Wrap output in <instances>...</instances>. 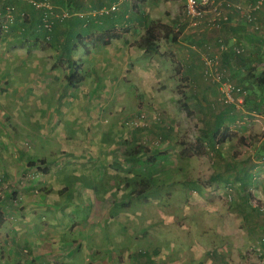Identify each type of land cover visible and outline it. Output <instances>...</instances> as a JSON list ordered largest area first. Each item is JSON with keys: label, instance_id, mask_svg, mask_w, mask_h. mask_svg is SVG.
Segmentation results:
<instances>
[{"label": "rangeland", "instance_id": "rangeland-1", "mask_svg": "<svg viewBox=\"0 0 264 264\" xmlns=\"http://www.w3.org/2000/svg\"><path fill=\"white\" fill-rule=\"evenodd\" d=\"M132 3L136 16L142 19H151L149 9L160 14L158 8L164 13L161 19H167V23H159L170 28L162 29L159 37L158 46L165 48L163 66L177 43L173 36L183 39L193 29L212 34L214 41L200 47L206 61L204 75L200 76L204 93L196 92L192 79L180 75L183 68L180 66L175 89L150 94L151 89L141 86L137 77L144 74L141 59L135 60L131 73L128 72L123 54L114 42L102 46L98 63H79L81 67L76 73L82 78L76 76L71 82L64 75L68 70L62 72L59 68L65 67L64 59H55L59 48L50 45L47 35L32 50L25 44L3 46L1 42L5 40L0 38V196H5V190L22 177L21 184L36 182L30 197L50 202L58 212L63 210L61 202L71 207L69 211L73 213L63 218L69 230L46 231L50 237L45 236L41 242L43 251L57 246L65 249L64 252L73 250L75 254L67 256L69 264H130L132 261L124 257L118 263L105 257L132 244L130 234L134 230H119V222L135 225L139 239H155L149 243L142 239L135 242L134 251L138 254L160 255L166 251L170 257H177L180 253L182 264H207L206 259H212L213 251L220 249L224 264H241L245 252L253 255V262L264 264V231L260 239H249V249L244 252L242 240L222 236L216 239V234L221 235L216 232L224 226L225 230L231 223L239 226L240 222L232 218L242 213V203L238 206L237 201L242 202L245 194L250 196L256 216L264 217V112L254 111L259 95L252 91L249 82L236 78L231 70L232 64L242 65L240 56L264 50V26L260 21L261 28L256 29L247 19L249 25H241V15L236 11L242 13L238 6H244L243 2L230 3L233 16L224 9L222 14L228 15V19L212 24L213 13L208 12L212 16L207 19L188 18L184 13L186 0H133ZM215 3L228 5L229 2L216 0ZM142 19L135 26L145 30ZM202 20L206 26L200 23ZM181 23L186 24V30ZM86 42V46L93 45L92 40ZM222 42L230 49L242 46L245 51L240 55L222 52ZM30 54L35 57L29 58ZM39 56H48L50 60L36 72L35 61ZM214 58L223 69V80L242 88L235 104L223 103V85L206 77L208 64ZM77 65L74 63V67ZM192 90L195 91L190 93ZM184 104H188L191 113ZM219 111L225 115H212ZM172 121L178 127L172 133L149 131L154 123L167 126ZM214 133L219 150H229L234 157L222 165L224 168L230 165L229 178L234 189L211 176L217 169L213 162L218 153L211 149ZM223 135L224 143L220 141ZM137 149L136 157L131 158ZM21 155L24 157L20 159ZM38 160L44 162L40 164ZM22 161L28 164L22 166ZM241 162L247 173H252L250 182L253 179L256 182L244 191L240 190L237 176ZM29 164L39 173L36 179ZM113 170L118 171L110 176ZM141 179L147 183H141ZM126 182L125 192H121ZM97 202H102L99 205L102 214H107L109 207V216H81L84 213H79V209L86 206L80 205L86 204L93 211ZM118 213H123L120 219L115 218ZM82 219L86 220L84 230H74ZM170 220L175 221L179 232L166 225L169 233L164 239V223ZM18 222L15 220L13 224ZM69 243H80L82 247L69 248ZM65 260L64 254H53L51 263L62 264Z\"/></svg>", "mask_w": 264, "mask_h": 264}, {"label": "crops", "instance_id": "crops-1", "mask_svg": "<svg viewBox=\"0 0 264 264\" xmlns=\"http://www.w3.org/2000/svg\"><path fill=\"white\" fill-rule=\"evenodd\" d=\"M51 1L53 5V13H55L56 16L60 17V19H57L55 27L50 33L51 38L49 40L52 47L54 46L55 48H59L60 50L59 56H55V59L59 58L61 61L62 59H64L63 65H65V67L61 66L59 68H61L62 72H65L66 69L68 70L64 74H67L66 77L70 78V73H72L71 66L73 65L74 67V63L78 64L76 67H74L76 72L79 71L81 67V64L79 63H98L101 60V56L98 55V53H102V46H107L114 42L115 45H117V49L120 50L123 54L125 70H127L128 72L131 73V68L134 61L141 59V68L144 71V74L142 78L140 76H137L139 74H137L136 76L139 77L141 86H147L151 89L150 94L159 93L162 92V90L172 91V89H175L178 85L177 82L180 75L192 79V81L196 84V92L204 93L205 85L202 83L200 76L202 78V76L204 75L206 61H204V52H202V48L200 47H202V45H207V42L212 43V41H214V39L210 37L212 34H210L209 32H198L197 29H193L191 31L194 34L188 33V36H184L183 39L182 37H178L177 43L173 44L171 51L172 53L170 52L171 54L169 55V59L166 61L167 64L163 66L161 58L165 57V48L163 45L161 47L158 46L159 41L158 45L154 49L149 51H144L135 45L144 35L147 26L151 24L152 21L156 22L157 20V22L160 24L167 23V19H161V16H163L164 13L160 12V8H158V13L160 14L151 12V9H149V13L151 14L150 17L153 20L149 18L145 20L141 17L136 16L137 14L134 12V5L132 3L133 0H70L68 4H65L66 0ZM228 2V5H226V3L225 5H223V3H221V5H217L222 10V12L225 9L231 12L230 14L232 15L233 10L231 9L230 3L234 5L237 2H243L244 4L242 5H244V8H250L255 3V0H228ZM149 5L150 2L148 6ZM7 6H14L16 9V19L14 20L13 24H9V21L5 16L4 9ZM113 6H115V9H112ZM104 8L109 9V12H104ZM171 8L174 7L171 6ZM170 9L168 11H170ZM67 10H69L70 15L64 18L63 14ZM236 12L241 15V25L248 24L245 16L239 11ZM255 12L257 14L256 16H258L256 17V22L260 24L261 21L262 25L264 26V10L261 8L254 11V13ZM22 13H27L31 17V20L25 21L23 18H21ZM211 16L212 14H209L205 17V19ZM141 19L144 23L145 30H141V27L135 26V23H140ZM39 21L40 10L32 6L28 2V0H0V38L2 40H5L1 42V44H3V46H6L8 43H11V45L13 46L18 44H25L30 47L29 50H32L33 47H36L39 44V39L42 38V36L47 35L46 30L37 29V24ZM203 21L204 20H202L200 23H203V25L206 26L205 22ZM218 22L222 21L218 20ZM181 25H183L182 28H184L185 30L187 29L186 24L181 23ZM24 28L27 34H25V32L23 33ZM179 29H181L180 25ZM246 32L247 31L245 30L243 35H246ZM251 36L256 37L253 35V33H251ZM88 40H92L93 45L86 46V44L88 43L86 41ZM105 41H107L108 43H106ZM246 43H249V45L251 44V42L247 41ZM28 56L29 58L35 57L32 54ZM225 56H227V53H225ZM49 60L50 58L48 56L40 57L37 61H35V64L38 63L35 71L37 69H42L45 66L44 63L48 64ZM71 63L73 64L71 65ZM180 66H183L181 73L180 75H176L180 70ZM167 70L169 71L167 72ZM14 71H16V74L19 73L17 69H15ZM80 71H82V69ZM47 72L53 73L54 70H49ZM127 73H124V77H126ZM87 74H89V72ZM3 76L4 74H2V77ZM78 77L82 78L81 75ZM196 80H199V83H197ZM193 91L195 90H192L190 93H192ZM156 102L160 101L156 99ZM212 115L222 117L225 114H222L219 111L212 112ZM176 125L177 124L175 121H172L170 125L167 126L154 123V126L150 128L149 131L155 133V131H157L158 129L159 132L164 133L168 131L172 133L176 128L178 129ZM173 126L176 127L174 128ZM225 139V135L220 137V141L223 143ZM213 142L214 147L211 149L216 151V153L218 154H216L217 158L214 159L213 162L214 168L217 169L211 176L220 179L224 184H227V187L234 189L229 178V171L231 170L230 165L226 166L225 168L224 166H222L224 163L229 162L230 157H234H232V154L229 150L226 152H221L216 145V139L213 140ZM206 144L208 146V143ZM23 157L24 155H21L19 158L21 159ZM9 162H11V160ZM24 164H28L27 161H22V166H24ZM27 166L29 168L34 167L31 164ZM33 169L34 168H31L30 170H32L31 172L33 173V175H35L36 179L39 173L35 172ZM117 171L118 170H113L109 173V175L113 176L117 173ZM12 172L16 173V171L14 170ZM237 173L240 190L244 191L247 189V187H253L252 185L256 183L254 179L250 182L249 175L252 173H247L246 168L243 166V162H241V168L237 169ZM16 181L18 183H14L10 189L5 190V196H0V212L3 214V224L0 227V264H53L51 263L53 254H64L66 260L63 261L62 264H69L70 262L68 260L70 259H67V256L75 254L73 253V250L70 251L69 249L70 252H64L65 249H61V247L57 246L55 248H52L51 250L43 251L41 249V245H43V243L41 244V242L45 236H47L48 238L50 237L48 234L50 230H52L53 232L58 230L60 231V229H65L66 232L67 230H69V226L65 225L66 220L65 223H63V218L64 215L73 213L69 211L71 207L64 204V202H61V207H63V210L60 212L53 210L56 208L53 207L54 205H52L50 202H43L30 197L33 192V189L31 188L32 186L34 188L36 185L35 181L32 182L31 180L30 183L23 182V184H21L22 177H18ZM126 185H128V182L125 183V186L122 188L121 192H125ZM107 198L109 197L107 196ZM237 202L238 206L240 205L239 203H242L240 205V210H242V213L239 212L238 218L235 216V219H232L233 221H239V226H232L231 223L230 225H227L226 230L224 226L221 231L216 232L221 233V235L216 234V239L222 236L223 239L237 238L238 241L242 240L245 245L243 250L244 252L246 250L248 251L249 249L248 243L250 242V238H261L264 231V217H257L256 214L252 211V202L249 195L245 194L242 202L241 200H238ZM101 203L102 202H97L95 204L96 209H93L94 212L89 210L87 205L84 203L85 205H80V207L86 206V208L83 209V211L79 209V207V213H84L81 214V216L85 218L87 215L89 216V218H93L96 216V214H99L101 218L103 216H109V207L107 208V214L101 213L102 210L99 206ZM121 216H123V213H118L115 218L120 219ZM50 217L53 218L52 221L49 220ZM11 219H13L14 221H12ZM15 220H19V222L13 224ZM174 223L175 221L173 220L166 221L164 223V228L166 230V233L163 235L164 239L169 233L166 225H169L171 230L179 232ZM76 224L79 226L74 227V230L76 229V231H83L86 220H79ZM118 229L123 232H128L130 229L134 230V232L131 231L130 234L133 240L132 244L130 245V247L127 246L126 248L119 250L117 253H107L105 256L106 258L113 259L116 261V263L122 261V257H124L126 258V260L129 259L132 261L130 264H136L137 262H141V264H182L179 259L181 257V254L179 252L177 257H170L166 251H163L160 255H154L150 253H148V255H143L135 253V242H140L138 240L142 239L144 240V242L149 243V241L153 242L155 239L149 238V240H145L144 237L139 239L137 236V229L135 228V225H129L128 223L119 222ZM65 230H63V233H65ZM46 231L48 232L45 233ZM71 231L73 232L72 228ZM68 245L69 248L74 246L79 248L82 247V244L80 243L78 245H73L72 243L70 245L69 243ZM218 251H213L212 259H206L207 264L225 263L223 259L224 256H222ZM244 255L246 256V258L244 260H241V264H258L257 262H253L252 259L255 258L250 252H245ZM97 258L100 260L104 259L102 257ZM100 262L101 261H99L98 263ZM76 264H78V262H76ZM124 264L128 263L125 262Z\"/></svg>", "mask_w": 264, "mask_h": 264}, {"label": "built area", "instance_id": "built-area-1", "mask_svg": "<svg viewBox=\"0 0 264 264\" xmlns=\"http://www.w3.org/2000/svg\"><path fill=\"white\" fill-rule=\"evenodd\" d=\"M69 0H66V3ZM28 2L34 5L36 8H46V12L42 18V27L47 31V39L51 38V32L55 27L57 19L60 17L56 16L53 13V5L51 0H28ZM264 6V0H256L255 3L250 8H244L243 6H238V8L242 11L245 18L251 23L254 24L256 29L260 28L258 22H256V15H254V11L261 9ZM115 9V6L112 7ZM6 18L8 21H13L15 18L16 9L14 6L6 7ZM104 12H109V9L104 8ZM213 13L214 18H210L211 24L219 21H226L228 19V15L222 14L219 6L215 4V0H186L185 4V15L191 20H198L205 18L207 14ZM70 15L69 10L65 11L63 16L64 18ZM62 18V17H61ZM7 27V26H6ZM220 49L222 52L232 51L235 54H241L245 51L242 46H235L232 49L229 48L228 44L222 42L220 45ZM216 58L210 61L211 64L209 68L206 70V77L208 79H213L215 82H218L219 85H223L222 88V102L226 104H235L239 98L236 95L241 94L242 88L236 86L229 80L224 79L223 69L221 68L220 63L217 65L218 61Z\"/></svg>", "mask_w": 264, "mask_h": 264}, {"label": "trees", "instance_id": "trees-1", "mask_svg": "<svg viewBox=\"0 0 264 264\" xmlns=\"http://www.w3.org/2000/svg\"><path fill=\"white\" fill-rule=\"evenodd\" d=\"M69 2H70V0L67 1V3L65 2V4H68ZM32 6H34V5H32ZM36 9H38V8H36ZM38 10H40V21L37 24V29L38 30L39 29L44 30V28L42 27V18H43V15L45 14L47 9L41 8ZM6 12H7V10L5 8L4 13L6 14ZM15 15H16V13H15ZM254 15H257L256 12L254 13ZM21 18H23L25 21L31 20V17L27 13H22ZM15 19H16V17L14 18V20ZM14 20L9 21V24H13ZM165 28L167 30L170 29L169 26L160 25L158 22H155V21L152 22L151 24H149L145 30L144 35L137 42L138 47L144 51H149V50L154 49L158 45V41H159V37H160V33H161L162 29H165ZM24 32H25V28H24L23 33ZM168 33H169V31H168ZM25 34H27V32H25ZM28 35H29V32H28ZM172 39L174 41H177L178 38H177V36H173ZM105 42L108 43L107 41H105ZM237 55H240V54H237ZM240 61H241L240 63H242V65L239 63L232 64V68H231L232 74L236 78H239L240 80H242L243 82L244 81L249 82V84L251 85L252 91L254 93H257L260 97L254 106V111L264 112V50H261V51L255 53V55H249L246 57L240 56ZM72 64L73 63H71V65ZM71 68H72V73L70 76V80H71V82H73V81H75L74 77L77 76V73H76L73 65L71 66ZM77 81H80V80L78 79ZM237 84L240 85L239 83H237ZM245 101H247V98L245 99ZM184 107L188 111V113L192 112V110L188 106V104H184ZM212 136L215 140L216 133H214ZM137 151L139 152L138 149L135 150V152H132L133 156L131 158L136 157ZM201 152H202V150H200V153ZM43 162H44V160H38V163H40V164H42ZM141 183H147V180L141 179ZM149 184L150 183H148V185ZM141 191H142V189L139 190V192H141ZM2 224H3V214L0 212V227L2 226Z\"/></svg>", "mask_w": 264, "mask_h": 264}]
</instances>
